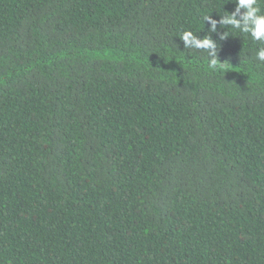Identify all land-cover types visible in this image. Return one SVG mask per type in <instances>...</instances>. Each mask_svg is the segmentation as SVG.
<instances>
[{
  "label": "trees",
  "instance_id": "obj_1",
  "mask_svg": "<svg viewBox=\"0 0 264 264\" xmlns=\"http://www.w3.org/2000/svg\"><path fill=\"white\" fill-rule=\"evenodd\" d=\"M223 7L0 0V264H264V44L179 36Z\"/></svg>",
  "mask_w": 264,
  "mask_h": 264
},
{
  "label": "clouds",
  "instance_id": "obj_2",
  "mask_svg": "<svg viewBox=\"0 0 264 264\" xmlns=\"http://www.w3.org/2000/svg\"><path fill=\"white\" fill-rule=\"evenodd\" d=\"M231 2L235 4L234 10L228 12L223 7L222 14L218 12L220 15L218 20L211 15L204 16L203 24L207 22L209 27L208 33L202 38L192 30H184L179 35L185 49L202 50L201 52L206 53L213 68L225 67L224 62H220L218 57L221 45L212 38V33L218 32L219 29H226L220 32L221 40L239 32L249 36L254 42L264 44V10L261 8L260 0H231ZM255 59L264 62V47L256 49Z\"/></svg>",
  "mask_w": 264,
  "mask_h": 264
}]
</instances>
